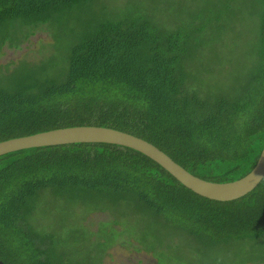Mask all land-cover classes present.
<instances>
[{"label":"trees","instance_id":"16d2710c","mask_svg":"<svg viewBox=\"0 0 264 264\" xmlns=\"http://www.w3.org/2000/svg\"><path fill=\"white\" fill-rule=\"evenodd\" d=\"M93 1L0 0V48L10 41L7 26L28 27L27 39ZM253 11L249 59L225 87L195 70L206 35L224 29L202 13L172 26L130 9L111 13L67 48L59 72L41 60L17 70L0 66V141L69 126H107L152 142L204 179L243 177L264 147V0H255ZM46 192L130 208L137 217L125 210L127 219L114 218L121 231L113 245L153 253L159 264L183 241L210 258L205 264L216 262L213 253L238 255L246 246L264 245V180L241 198L213 200L140 151L83 142L0 156L5 264H73L58 235L32 221Z\"/></svg>","mask_w":264,"mask_h":264},{"label":"rangeland","instance_id":"374dc122","mask_svg":"<svg viewBox=\"0 0 264 264\" xmlns=\"http://www.w3.org/2000/svg\"><path fill=\"white\" fill-rule=\"evenodd\" d=\"M254 4L255 0H94L53 26H43L27 39L28 27L7 26L4 31L10 34V41L0 48V66L17 65V70L27 61L38 63L41 60L52 63L51 72H59L66 65L67 48L90 25L111 13L129 9L147 13L161 26L177 25L182 19L202 13L216 24L223 23L224 29L211 30L209 37L206 35L205 45L194 62L195 70L206 82H217V87H225L241 72L246 57L247 61L249 59L248 50L256 29ZM2 77L0 75V84L4 82ZM125 210L130 218L137 217L130 208L124 209L119 204L70 201L60 194L46 192L37 201L32 221L58 235L61 248L71 252L73 264H159L153 253L137 251L121 243L113 245L117 231H121V225L115 223L114 218L127 219ZM95 232L98 233L97 243L93 240ZM213 254L217 259L214 264H264V261L250 262L264 260V245L246 246L238 255ZM209 259L203 251L183 241L179 251L168 250L163 264H205Z\"/></svg>","mask_w":264,"mask_h":264},{"label":"water","instance_id":"95a60500","mask_svg":"<svg viewBox=\"0 0 264 264\" xmlns=\"http://www.w3.org/2000/svg\"><path fill=\"white\" fill-rule=\"evenodd\" d=\"M83 142H103L126 146L155 160L178 181L197 194L213 200L230 201L253 191L264 180V147L254 167L243 177L227 181H210L199 177L175 161L152 142L132 133L99 125H77L55 128L31 135L0 141V156L33 147ZM0 264H5L0 259Z\"/></svg>","mask_w":264,"mask_h":264}]
</instances>
